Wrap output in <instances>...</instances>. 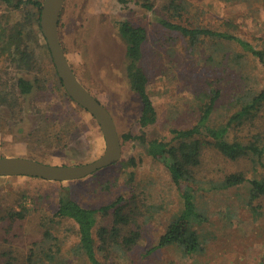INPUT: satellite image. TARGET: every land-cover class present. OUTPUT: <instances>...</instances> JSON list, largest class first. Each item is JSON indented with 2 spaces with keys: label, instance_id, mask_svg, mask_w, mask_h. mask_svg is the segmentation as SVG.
<instances>
[{
  "label": "rangeland",
  "instance_id": "374dc122",
  "mask_svg": "<svg viewBox=\"0 0 264 264\" xmlns=\"http://www.w3.org/2000/svg\"><path fill=\"white\" fill-rule=\"evenodd\" d=\"M17 1L0 0V157L63 165L92 161L105 149L99 125L60 83L36 26V6L23 2L17 7ZM59 15L58 34L66 57L81 83L111 113L121 156L76 180L0 176V264H89L78 248L76 223L53 215L61 187H68L83 207L98 208L121 199L130 219L120 225L119 237L109 231L104 241L98 237L99 227L112 226L113 213H96L93 237L103 264H264V194L250 199L247 182L219 185L233 172L264 178V158L231 159L203 143L200 162L193 168L200 183L193 200L205 216L193 225L202 249L185 253L177 245L156 247L182 207L168 170L142 143L122 138L144 132L150 140L165 137L170 128L193 125L216 90L208 123L225 124L245 100L264 89V63L236 42L200 36L191 43L159 22L166 18L231 32L264 49V0H64ZM119 20L146 30L139 64L147 73L146 87L157 116L144 129L138 122L139 97L125 72ZM23 50L29 53L21 56ZM19 77L32 82L29 93L19 92ZM226 137L257 139L264 148V105L233 120ZM11 212L21 216L13 218ZM136 228L140 237L127 248L121 236ZM8 254L12 260H6Z\"/></svg>",
  "mask_w": 264,
  "mask_h": 264
},
{
  "label": "trees",
  "instance_id": "16d2710c",
  "mask_svg": "<svg viewBox=\"0 0 264 264\" xmlns=\"http://www.w3.org/2000/svg\"><path fill=\"white\" fill-rule=\"evenodd\" d=\"M2 1L10 2V0ZM120 1L125 2V0ZM23 2H30L36 6L37 14L35 22L38 32L42 35L39 27V12L42 3L38 0H18L15 6L18 7ZM143 5L150 8V5L146 3H143ZM159 22L163 27L179 32L188 38L191 43L200 36L236 42L243 51L264 63V49L254 46L252 42L231 32L213 30L203 26L189 27L166 18H160ZM117 32L125 43V72L130 89L139 97L140 113L138 122L141 128L144 129L148 125L153 124L157 116L146 87L148 82L147 73L139 64L142 58V44L146 39V30L143 26L135 25L128 20H119L117 22ZM28 53V51L23 50L21 51V56ZM58 79L61 83L59 77ZM16 83L21 94H27L33 88L32 82L24 77H19ZM218 94L219 92L216 90L214 95L210 97L207 105L201 110L196 122L187 128H170L165 137H155L150 140H146L144 132L138 135L130 133L122 135L124 140L134 139L142 143L148 155L162 162L168 170L182 202L180 211L160 235L156 247L177 245L185 253H192L202 249L200 236L193 225L204 221L205 216L197 210L195 200H193L196 191L200 187L199 181L193 174V168L200 162L199 156L204 142L214 146L220 153L231 159L250 155L257 156L256 159L259 160L264 158V148L258 143L257 139L241 142L238 140H228L226 137L228 127L233 120H240L264 105V89L257 90V92L251 95L250 99L245 100L240 109L232 114L225 124L212 126L208 123V120ZM200 136L207 139L201 140ZM243 182H247L250 185V199L264 194V178L257 176L246 177L242 172H233L226 175L219 185L221 186L220 188H225L239 185ZM109 209L113 213L112 226L109 230L105 227L97 229V235L103 241L108 231L113 237H119L120 225L127 223L130 219L123 212L124 205H122L121 199H116L98 208H88L81 206L71 197L68 187H61L58 192L57 206L53 215L59 219H71L76 223L78 248L89 264H103L96 255L93 228L96 225V213L105 212ZM10 215L14 218L17 215L21 216V213L11 212ZM139 237L140 231L136 228L128 234L121 236V241L127 248H130ZM6 257V260H12L9 258V254ZM4 264H12V262L6 261Z\"/></svg>",
  "mask_w": 264,
  "mask_h": 264
},
{
  "label": "water",
  "instance_id": "95a60500",
  "mask_svg": "<svg viewBox=\"0 0 264 264\" xmlns=\"http://www.w3.org/2000/svg\"><path fill=\"white\" fill-rule=\"evenodd\" d=\"M64 0H43L39 27L49 49L56 73L68 96L88 111L99 125L105 149L96 159L79 164H50L18 156L0 157V176H29L48 181H69L86 177L120 159L121 141L111 113L81 83L70 65L58 34V19Z\"/></svg>",
  "mask_w": 264,
  "mask_h": 264
}]
</instances>
